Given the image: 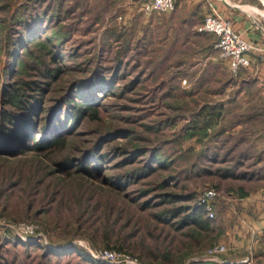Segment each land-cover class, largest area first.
Here are the masks:
<instances>
[{"label":"rangeland","instance_id":"374dc122","mask_svg":"<svg viewBox=\"0 0 264 264\" xmlns=\"http://www.w3.org/2000/svg\"><path fill=\"white\" fill-rule=\"evenodd\" d=\"M143 1L0 0V111L11 83L44 81L45 69L58 68L41 125L62 96L92 103L98 118L67 131L59 113L63 148L0 155V262L110 264L90 254L106 247L143 264H203L204 250L219 242L213 230L210 243L192 246L168 214L175 205L196 206L204 187H215L219 200L250 185L241 178L260 160L243 149L254 145V125L235 116L241 104L219 95L238 73L229 72L215 38L197 32L199 15L181 23L174 10L143 13ZM37 14L40 40L15 47L26 29L21 15ZM103 136L110 140L95 150ZM148 165L149 176L131 179ZM188 193L191 201L169 200ZM27 222L31 234L14 228ZM211 222L216 228V215Z\"/></svg>","mask_w":264,"mask_h":264},{"label":"crops","instance_id":"0c3cea01","mask_svg":"<svg viewBox=\"0 0 264 264\" xmlns=\"http://www.w3.org/2000/svg\"><path fill=\"white\" fill-rule=\"evenodd\" d=\"M174 8L173 14L181 17V23L186 19L185 14H196L203 20L206 15L216 13L228 20L233 32L252 47L249 54L250 66L241 68L232 83L223 82L225 90L219 95L223 98L221 102L227 99L241 104L235 116L239 120L253 123L254 145H247L243 149L245 152H259L260 160L252 167L256 168L255 171L243 172L241 181L250 185L242 187V193L230 190L225 198L214 202L218 241L225 243L228 249L221 254V262L207 264H244L246 258L254 263H263L264 0H175ZM198 24L193 26L199 27ZM210 58L209 56L204 60ZM228 89H233V92L228 93ZM228 95L232 97L229 98ZM258 182L262 183L255 185Z\"/></svg>","mask_w":264,"mask_h":264},{"label":"trees","instance_id":"16d2710c","mask_svg":"<svg viewBox=\"0 0 264 264\" xmlns=\"http://www.w3.org/2000/svg\"><path fill=\"white\" fill-rule=\"evenodd\" d=\"M40 20L38 14L36 16L21 15L19 23L22 22V27L26 29L14 38L15 47H19L22 50V48H27L29 45L34 46L37 44L36 42L40 40ZM201 22L202 20H200L198 25H201ZM47 55H49V58H52L55 52L51 49L47 52ZM42 74L45 79L44 81H37L36 79L18 80L11 83L8 89L2 94V108L0 111V155H19L25 153V151L33 153L51 152L63 148L66 143V138L63 135L65 130L63 134H60L57 129L60 125L59 113L62 116L64 115V119L67 121L65 124L67 131L84 121L86 117L92 120L98 119L97 111L92 103L81 100L75 102V98L62 96L55 99L59 106L56 105L55 108L47 110L45 119H43L44 124L41 125L39 118L42 112L41 110L43 109L45 95L51 90V84L62 73L60 69L55 68L53 71L45 69ZM38 128L39 131H37ZM35 135L38 136L36 137ZM109 140L110 136H103L94 146V149L96 150L98 146ZM106 156V154L102 155L103 158ZM129 160H132V157H128L123 161L127 162ZM65 164L69 165L71 162L56 163L55 166L63 170ZM80 169L86 176L91 175V168L88 166H81ZM152 172L151 165H148L145 168H141L140 173L134 172L131 179H134L136 176L138 177L140 174L144 175L142 177H147ZM170 197V202H179L181 199L191 201L193 199L191 193L177 196L170 195ZM168 215L171 218H178L174 222L175 224H173L176 230H181L186 227L187 230H184V234L191 239L193 244L187 243V246L192 245L198 247L203 243H210L206 240L211 238L210 234L214 233L215 226L202 207L198 205H190L187 207L175 205L169 211ZM0 264L6 263L0 262Z\"/></svg>","mask_w":264,"mask_h":264},{"label":"built area","instance_id":"2783aa9c","mask_svg":"<svg viewBox=\"0 0 264 264\" xmlns=\"http://www.w3.org/2000/svg\"><path fill=\"white\" fill-rule=\"evenodd\" d=\"M175 0H144L140 9L145 14L169 13L175 8ZM202 24L197 28L198 33L210 34L216 38L214 47L220 53V57L227 61L229 72L236 75L241 68L250 66L249 54L252 47L239 34L233 32L231 23L224 17L212 13L203 18ZM219 191L211 186L204 187L196 198V206L203 208L208 218L215 215L214 202L219 198ZM18 233L28 235L35 231L32 223H18L14 225ZM227 246L223 242L213 243L212 246L204 250L201 261L203 264L221 262V254L227 251ZM91 256L110 264H143L138 257L132 256L124 251H117L112 248H98L90 251ZM188 264V263H187ZM244 264H258L246 258ZM260 264H264L260 263Z\"/></svg>","mask_w":264,"mask_h":264}]
</instances>
